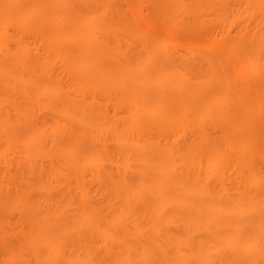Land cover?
Returning a JSON list of instances; mask_svg holds the SVG:
<instances>
[{
  "label": "rangeland",
  "instance_id": "rangeland-1",
  "mask_svg": "<svg viewBox=\"0 0 264 264\" xmlns=\"http://www.w3.org/2000/svg\"><path fill=\"white\" fill-rule=\"evenodd\" d=\"M31 1L32 0H9V2H6V0H0V74L2 72L4 76L3 79L6 77V80H2L1 79L2 76L0 77V264H82V263L83 264H122V263L126 264L125 262H123L124 261L123 259H125L128 255H131L129 257L132 258L136 257L138 259L136 261L137 264H144L143 260L142 263L139 260H141L140 257L141 255L143 259L145 256H147L145 255V252L148 253L149 257L146 258L147 259L149 258L150 264L151 263L160 264L157 262L158 261L157 256H160L161 253L159 254V252H157V248L159 249V251L163 250L162 251L164 255L163 257H167L164 259H167L166 261L168 262V264H182L183 262H184L183 264H186L185 262L187 260L185 261V257H184L186 255L185 251L189 250L190 248L188 249L186 247L185 249L184 246L189 242L186 244H182L183 247H179L182 246L179 245L181 244L180 241L179 244L174 245V247L175 246L179 247L178 249L179 251L177 250L176 252L174 248L173 249L171 248L172 250H174V252H172L170 251L171 249L169 250L168 248L165 247V245H167L165 244V241L166 239H168L166 243H168L167 247H169L170 244L168 241L171 242L170 239L171 236L174 237V239L177 237V239L175 240H180L179 231H181L184 228L190 229L191 225L187 227L188 223L193 222L191 219L195 220L196 217L195 216L193 217V214L191 215L190 213L189 215H187L188 214L187 211L183 210L182 211L183 214L180 215V213L182 212H180L181 210L178 209L179 204L182 205L183 202L182 198L179 201L178 197H184L186 195L191 196V193L189 194L188 192H190V190L192 189L194 190L191 191L194 192L192 193L194 194L192 196L195 197V195H197L199 197L201 193L205 192L206 188H208L209 190L207 189L206 191H208L209 194L207 195H214L213 197H215L210 199L209 200L210 202L208 203H211L214 199L216 202L217 201L216 199L217 198L219 199V197L217 196L224 195L222 196L224 197L223 198L224 205L223 203L219 204L221 202L217 201L218 204L220 205L217 207V209H219L220 211L222 210L223 212L221 211L220 214L224 213L225 215L224 216L222 214L221 219H226L228 217V213L231 216L235 214L234 217L241 218L242 213L239 211H243V209L246 210V208L248 210L243 211V213L245 212L243 216H245L246 218L250 217V215L254 214V212L255 213L257 211L264 212L263 210L264 209V203H263L264 202V1L263 0H254V2L257 1V3L251 1L249 4L254 3L255 6L250 5L252 7L254 6V8L247 7L245 0H220V2L223 1L222 3L220 2L218 3L219 0H214V2L213 0L211 1L209 0L210 3L207 1L208 3L206 2L202 8L200 7L202 9V10L200 9V11L199 9L196 10L192 9L191 11L188 9L185 12L186 14H184V12L182 14H179L180 12H175V13L169 12V14L171 13L170 15L167 14L168 12L164 14L160 13L159 8H156L155 6H151L152 4L149 3V0H105L103 6L104 9L101 10L100 14L98 15L91 14L88 7L87 8L85 6L81 7L82 4L79 7L80 2L79 1H78L79 3L76 2L77 0H61L62 3L61 2L59 3L61 5H64L63 7L65 8L66 6L67 8L69 7L68 8L70 10L69 12L74 11L75 13L73 12V14L76 15L75 17L79 15L80 18L77 17L76 18L77 21L75 20L76 22H78L81 19V21L77 23L79 25L81 23L80 27L82 28H79V31L81 29L84 31L86 30V32L87 31L90 32V34H92L95 37L93 38L94 44H96V46L101 45L100 47H104L102 48V50L105 49L104 54L106 50L108 51V53H112L111 56L108 55L107 53L108 59L106 58L107 55L102 56V58L104 57V59L106 60L104 62L101 61L103 64H100L102 65L100 66L101 68H103L104 65H108L107 66V71L109 72L108 76L111 75L112 77L113 75V77L118 76L117 78H119L120 75L123 73L122 69L125 72L129 68L128 65H130V69H131V67L133 68L134 64L135 66L137 64L136 66L137 68L135 67L137 69L136 70L137 74L136 73L133 74H136L138 78L139 77L144 78V83H145V84L144 83L141 84L139 81L138 85L146 86L147 88L150 86L149 87L150 89L152 85L153 88L156 87L158 89L159 88L162 89L164 85L170 84L169 86L167 85L170 88H166V92L168 93V95L169 94L174 95L175 93L179 94L182 91L187 92L184 90L185 88L188 89L187 87L189 88H193L194 86L196 87V84H198V78L196 74H199L200 76H204V75L211 76V74H213L212 67L214 66L215 68L216 66L219 67L220 69L216 68L217 71L213 69L214 72H216L214 73V75L216 74L215 78L218 77L220 82L223 83L222 84L223 88L221 89L226 88V91H228V94L230 92L231 93L230 96L232 95V97H229V95L226 94L225 90H223L225 93L222 91L223 93L221 92V94L223 95V97L227 95L226 100L227 98L230 101L236 99L237 102L233 103L231 101V103L234 104L235 108L237 107V105L238 106L240 105V107H244L242 106V104H245L246 108L245 107L243 109L241 108L242 112L240 111V114L242 113L241 114L242 116L245 114L246 115L245 119L251 120L250 123L252 125L251 128L255 126L251 133H243L249 127L246 126L247 127L246 128L245 123H243L244 120L243 121L238 120V118H241V116L238 114L240 116L239 117L238 115L235 114V117L238 116L237 119L235 118L234 120H232V122H227L229 125L226 126L227 127L226 130H224L223 132L221 131V134L218 133V131L221 128L224 129L223 127L227 125L225 123L223 127L221 125L218 126L219 128L221 126V128L216 129V131L214 132L215 134L213 133L212 128L211 129L209 128L210 131L207 128V130H205V132L202 134V135L204 134L206 135L205 139L207 138L206 139L207 142L208 143L211 142L212 145L215 144L213 146L220 147L224 145L222 146V148L225 149L226 154L220 155V153H218L220 155L219 160L217 158L215 159V157L219 156L217 153H216L217 156L214 155L212 157H209V153L203 152L201 148H199L200 151H192V147L194 148L198 143V136L200 132L203 131L201 129L203 128L205 129L206 127L205 124L208 123L209 119L207 118L206 122H204L205 121L204 118H206V114L207 113L209 114V112L205 113L203 110V112L205 113L204 115L201 112L202 110L199 109L200 111L198 110V112L199 114L200 113L203 114L202 115L203 117L198 115V113H196V115H198L196 119L198 120L199 118V122H200L199 127L202 125L201 129H197L198 122L194 120H193L194 121L193 125L196 124L197 128L193 126L192 127L187 126L188 128L184 129L187 121L184 122L185 120L184 121L181 120L182 122L185 123V124L184 123L181 124L184 130L179 129L178 126L177 127L178 129L176 130L177 133L175 132V136L173 134L175 130L173 129L171 133H170L171 129H169L168 132L169 134L168 133L166 134V136L168 135L167 137H165V134L163 133L160 136L156 135L159 134L157 132L156 133L154 132L155 133L154 135V133H152L153 131L152 132L148 131L147 128L148 121L145 122L146 120H144L145 115L143 114L144 113L143 109L146 107L148 108L149 106V105L145 106L146 104H148L146 103L147 100H145L146 104H143L144 100H140L143 101L142 102V104L144 105L143 108L140 107L143 106L141 103L140 105L139 103L136 104L133 103V105H135L137 109L134 110L132 109L133 106L131 107L127 106L128 103L126 100L124 101L122 99L121 91L119 90L120 92H118L116 88L115 90L109 88H105L101 90L99 86L91 85L89 87L88 86L85 87L81 85L80 79L86 77L89 71L87 73L85 69L84 70H76L77 68L75 69L74 67L75 64L73 65V61L74 63H76V61L78 62L80 57H74L73 54H69V55L59 54L56 51L57 47H55L54 45L64 44L66 43L67 40L64 39L63 37H62L63 39L61 37L54 39L50 38L48 34L53 29L51 24L46 23V24H36L35 26H31L32 23H35L37 21V18L39 17L38 15L36 18L33 17L30 19L23 18V15H19L18 17H16L15 21L13 22L9 21L7 13L13 10H21L23 8L22 6L30 3ZM260 1L263 2L261 7L257 5L259 4ZM184 2L188 3V0H184ZM7 3L8 5L6 6ZM75 3H78L77 5L78 7H74L76 5ZM44 6L46 5L44 4ZM166 6H168L167 8H170L169 5H164L162 6V9L165 8ZM52 8L53 7H51L50 5L49 9H51V11ZM55 9L58 8L56 7ZM22 12L24 13L25 10L23 9ZM67 12L65 13V15L67 14L68 19L66 17L65 18L61 17L62 19L59 18L60 19L58 23L59 25L57 24V26L54 27L57 31L59 30V32L61 33L68 32L69 30H71V28H75L73 27V21L71 20L72 18L75 17H73L74 15L70 17L69 12L68 13ZM52 13L49 10V16ZM57 13L55 12L52 15L55 14L57 15ZM68 14L70 18L68 17ZM87 17H90V19L95 23L91 21V23L89 22L90 24L89 23L85 24L86 22L84 21V19L86 20ZM61 20L64 21L62 22ZM98 20L99 22L101 20L104 23L102 24L103 27L101 28L102 30L100 32H99L100 30L99 27H97L96 29L94 28L96 27L95 24H97ZM60 22L62 23L61 25ZM70 22L72 23V25ZM92 25L93 27H91ZM24 27H27V29H25ZM76 28L78 29V27ZM73 33L74 34L70 33L72 38H74V35L76 34L75 32ZM98 33H101V35L99 34L100 37L98 36ZM159 39L161 43L159 42ZM73 41L76 42V40ZM67 42L69 43V41ZM157 42L159 44V45L157 44L159 47L155 45ZM148 44L149 46L154 44V48H158V49L160 48V51L165 50L166 54H168L167 56L166 55L165 56L167 58L169 56L168 62H171L172 64L175 63L174 66H176V64L178 65L177 68L173 67V69L176 68V71H174L173 69H171L172 70L171 71L169 69L170 72L167 71L168 75L164 72V74H166L168 77L164 74H161V76L163 75L162 76L163 78L161 76H159L158 78V76L155 73L156 72L155 68L152 69L153 71L148 68L146 69V71H144V73L142 72L141 75L140 68L138 66H141L139 62L140 60L142 61L141 59V55L143 53L142 51L148 46ZM136 56L137 58L139 57V59L136 60ZM112 58L113 60L111 61ZM165 60L167 61V59ZM125 63H127V65H125ZM119 64H121L122 66L121 65L119 66ZM172 64L170 65L168 64L169 67H171ZM112 71L115 74H113ZM173 71L175 73L179 72L180 74L179 77L184 75V77L182 76V80L177 76V74L175 76L177 78H174L175 74ZM218 71L220 73H218ZM118 72L120 73L117 74ZM190 72L191 74L188 75L187 73ZM192 72L194 75H196V77L193 76ZM185 74L187 75V78ZM200 76L199 78L202 80ZM93 77H96V79L99 78L100 83L102 80L101 78H103L102 76L101 78L98 76H92V78ZM223 77L224 78L227 77L228 80L226 79L227 80L226 81ZM153 78L154 80L151 81ZM205 78L206 77H204V80H207ZM215 78L212 77L213 80H215ZM96 79L94 78L93 80L99 82V80ZM176 79L177 81L179 79V81L177 82ZM147 81H149L151 85ZM141 82H143V79H141ZM210 82L212 83V81H209V83L207 81V83L206 82L205 83L206 85H211ZM216 82H217L216 84L212 83L210 87L207 86L208 89L207 90L205 89V91H203L204 89L200 90V84H199L198 85L199 90L204 92V93L202 92L200 95L204 96L205 94L206 96H204V98L206 97L208 98V100L210 97L212 99L218 98V97L216 98L213 97L215 95L213 93L216 92L215 90L219 87L218 85L221 84L220 82H219L220 84H218V80ZM225 82H228L227 83L228 86L229 85L232 86V84L237 86L236 89L238 90L236 91L234 86L228 87L225 84ZM176 83L178 84L176 85ZM188 84L190 86H188ZM136 88L138 89V87ZM140 88L146 90L144 87L140 86L139 89ZM171 88H173V90L175 91H173ZM202 88L203 87L201 85V89ZM139 89L137 91L141 92V90ZM221 89H217V91L219 90L221 91ZM199 90L197 91V93H199ZM142 92L144 93V91ZM190 92H192L191 95L193 96L194 91H190ZM245 92L247 93V95ZM119 93H121V95ZM216 93L217 96L220 94V92H216ZM234 93L235 94L237 93L236 95L238 96L234 95ZM194 95L196 96L195 92ZM233 95L236 97H234ZM189 96H187L185 100L181 101L182 104L179 101L180 104L183 105L184 102L185 104H187L186 102L187 101L189 102L190 100L191 103L192 102L195 103L196 100L194 101V99H191L195 96L190 97L188 100ZM198 97L200 96H198L197 94L196 98L199 99ZM139 99L137 98V100ZM201 99H199L200 101L198 100V102L201 103L202 102ZM214 99L212 101H208L210 102V104L208 103L210 107L211 104L212 107L213 105H216L215 107H218L219 105L220 107H222L221 103L220 104L218 103L219 105L216 102H215L216 104H213L215 101ZM238 99H240L244 103ZM205 100L203 99V101ZM198 102L195 103L197 106L199 105ZM62 105L65 106V111H62L63 113L60 112V109H62L61 107H63ZM84 108L87 109L85 110ZM129 108L131 110H128ZM203 108H206L205 109L206 111L208 107L204 106ZM154 109L156 108H153V110ZM185 109H187L186 106ZM185 109H183L182 112H184ZM189 109L191 110V108ZM189 109L185 110V112L188 111L187 113L190 112L192 113V111H189ZM210 109H208L207 111H209ZM139 110L142 112L141 115H144V117L142 116L143 118L142 120L144 122L136 121V123L133 126H131L132 125L131 124L130 127L128 122L130 123L131 121L132 123V120L130 119L131 115L134 112L138 111L136 113L137 116V114L141 113ZM79 112H81V114ZM83 112L85 118H83L82 116ZM77 114L81 115L83 120L88 118L89 119L93 118L94 121L97 120V123L100 122V121L98 122V119L99 120L102 119L101 124L104 123L102 125L100 124L102 132L98 130V132L96 131L95 133L94 130L96 129L93 128L94 130L92 131H94V133L92 132L90 133L77 126L76 123L74 122V119L72 118L78 116ZM81 116L80 119H77L78 118L77 117L76 120L80 121ZM190 116L192 118L193 114ZM138 118L140 119L141 117H139L138 115L137 119ZM236 120L238 122H235ZM159 121L160 118L158 122ZM237 128L238 129L241 128L239 129L240 133L238 132ZM251 128H249V131H251ZM242 129L243 131H241ZM128 131L129 134L130 133L132 134V138H134L133 139L134 142H136V144L132 143V145L138 144V147H140L139 145L141 146L145 145L144 147L145 149L142 148L144 149L143 152L142 149L140 148H138L139 150L135 149L136 151H134L131 148L134 151V153H130L128 150L126 154L125 152L120 153V150H117V148H115V146L119 147V145L118 146L115 145L116 140L112 138L119 137L120 140L122 137L127 139V136L131 138V136L128 134ZM159 132L161 133V131ZM100 133L103 136L99 135ZM235 133L238 135H235ZM115 134L118 135L115 136ZM96 136L100 139H97ZM95 138L98 141H96ZM166 138L167 139L169 138L170 141L169 140L167 141ZM128 139L127 141H129ZM127 141L125 140V142ZM119 142H122L123 144L124 139ZM129 142H127L126 145ZM151 142L153 143V145ZM70 143L71 144L75 143L76 145L74 147H71L69 146ZM119 144L121 145V143ZM147 144L151 145V147H153V149L156 150L158 153H163V152L165 153L164 150L168 148V146L175 145V150L177 151H174V148H172L173 150L171 148L168 149L170 151H173V153L176 152L177 154L176 157L179 158L177 160L174 159L173 161H180V162L178 163L174 162L176 163V166H174V164L172 165L173 162H171L172 161L171 158L173 159L176 154L171 153L170 155V152H168L169 154L166 159L167 161L170 160L171 162V163L169 162V166H168L170 172L166 168L168 164L167 161L164 164L163 163L164 160H160L158 161V164L159 162H161L162 164H164L163 166L164 169H167L166 171L163 170V175L165 179L166 177L168 178L172 176L177 177L180 175L182 180L167 179L168 181L167 180L165 181L162 178H161L162 180H159L160 176H158L159 179L152 180L153 178H155L154 177L155 174L152 173L153 171L151 172L150 171L151 169L149 168H147L149 169L147 170V172L149 171L151 174L149 172L147 174L146 172L144 178H150V176L152 175L153 178L151 177L152 179H149V182L148 180H143V181L141 179L139 180L138 174L140 173L138 172L143 171L142 169H144V171L142 172V174H144L146 170L145 167H148L147 164L148 163L151 164L153 160V156H152L153 154L151 156L150 154L145 155L147 150L146 149ZM122 146L123 145H121V147ZM229 146L233 148L235 153ZM234 146L236 149H234ZM246 146L251 148L253 152L251 153L246 151L247 149L245 148ZM124 147H122L123 150ZM237 149L241 151L239 152ZM140 150L142 153L140 152ZM190 151L192 153H190ZM148 152L149 151H147V153ZM247 152L249 154H246ZM251 154L254 155L252 156ZM131 155H133V157ZM143 155H145L146 157ZM222 156L224 157L223 159H221ZM83 157L86 158L87 160L84 159ZM133 158L135 159V161ZM237 158H240L241 160L242 159L246 160L247 163L243 162V160H242L243 163H240L241 160L239 161ZM234 159H235V164H234ZM250 160L251 163L248 164ZM154 161L157 163L156 159ZM210 161L212 164L210 163ZM186 162L187 164H189L188 166L185 165ZM223 162L224 165H226L227 167H224V165L222 164ZM236 162H239L240 164V165L238 164L239 167H244V168H240V170H238L239 167ZM253 162H255V164ZM220 165L221 168L223 165L224 167L223 170L220 169ZM159 166L162 167L161 164H159ZM135 170L136 173L133 172ZM154 170L157 171V169L155 168ZM160 170L162 169L160 168ZM164 172H166L167 174ZM156 173L158 175V172ZM188 173L191 174L190 177L195 174L194 175L195 177L192 176L191 177L192 180H186V178L190 179V177H188L189 176ZM184 174L185 175L188 174V176L185 177ZM248 174L250 175V178L252 180L247 176ZM146 175H149V177H147ZM129 176H131V178ZM196 176L197 177L200 176V179L202 178V180H194V178L197 179ZM208 176L211 177L210 180H207ZM203 178H206V180H203ZM178 179L180 178L178 177ZM248 180H250V183L251 181L253 182L256 181L255 184H253V182L250 184L251 189L248 187V183H247L249 182ZM172 182L174 188L173 186H171ZM154 183L157 185V187ZM158 183L159 184L161 183L163 185V191L162 188L161 190H159L160 191L159 196L161 197V200L163 198L162 196L165 197L163 198L162 201L161 200H159V202L157 201L158 202L157 205L160 203L161 205L159 204V207L163 206V208L164 207L167 208L164 209L167 211L169 209L168 211L169 213L165 215L171 216L168 217L169 219L168 221H166V218L164 220L168 224V226H165L167 229H165L164 226L161 225L162 223L154 222L155 220L153 221L152 219L150 220V218L152 217H150L151 214L149 215L148 212L150 209H153L152 205L154 202H152L153 199L152 197L155 196L156 194H159L158 191H156L159 189ZM202 184H204V186ZM200 190H202V192H199ZM196 191L197 193L195 194ZM133 193L135 194L134 196ZM167 194H169V196ZM260 194L263 196V198L262 196H260ZM171 195H173L176 199ZM259 196L261 198L262 204L260 200L254 201L255 197L257 198ZM157 197L156 199H159ZM225 197L226 200L227 199L229 201L231 200L234 204L231 201L230 202L228 200L225 201ZM195 199L197 198L195 197ZM150 203H152L151 204L152 207H150ZM171 203L173 204L175 203V204L174 205L172 204L170 206ZM185 203L186 202H183V206H185ZM165 204L168 207H166ZM147 205L150 209L146 207ZM207 205L209 204H206V206ZM221 205H223L224 209L221 207ZM252 205H255L257 208H255ZM143 206L146 208L144 211H143L144 208ZM210 206H213V208L216 209L214 207V204ZM210 206L208 207V209H210ZM86 208L90 209L91 211L88 212ZM171 208L173 209L176 208L175 209L176 211ZM225 208H226V212H224ZM249 208H251L252 210H250ZM155 209H158V206ZM249 210L253 212L251 213ZM156 211H158L157 213H159V209ZM208 211H206V213H208ZM210 211H212V213L215 214L213 210L210 209ZM161 212L164 211L161 210L160 213ZM219 212L217 211V214ZM173 213H175L176 216ZM236 213L239 216H236ZM146 214H148V216H146ZM246 214H248V216H246ZM177 216L181 219L177 218ZM187 216L190 217V221L188 219L189 217ZM100 217H103L104 219L103 218L101 219ZM98 218H100L101 221ZM176 218L179 219L181 222ZM174 219L176 221H173ZM103 220L105 224L107 222V224L109 225L110 223V225L105 226V224H102ZM97 223L100 228V231L97 226ZM159 223L161 226L158 225ZM148 226L149 227L151 226L152 228L150 227L149 229ZM156 226L160 228L158 229V227L156 228ZM192 228L193 227H191V229ZM187 229H185V231L182 230L184 231V234L182 235L180 234L181 240L185 239L183 236L187 234L185 233ZM188 231L190 232V230ZM97 233L99 234V236L101 233H103L101 234V236L103 237L104 240L101 239L102 237H99ZM133 233H135V237L133 236L134 235ZM158 233L160 234L158 235ZM129 236H132L133 240H131ZM169 236L170 238H166ZM47 237H49L48 242H50V244L52 241V245L44 241L47 240ZM188 237L190 238L189 235ZM211 237L205 239V243L208 249L209 250L211 249V251H213L216 248L218 250L217 251L218 254L221 252V255L225 252V254H223V258L225 256L226 261L228 259L227 264L229 263L237 264L235 261L227 257L230 254L229 252L231 251L228 250L227 245L232 242H230L231 239L230 240H226V239H229L231 236H229V238L227 237L225 238V236L224 238L221 237L223 241L225 239L226 244L224 242H219V240H217L220 238V236H218L219 238H217L215 241L211 240L214 238V236L213 238ZM236 238H233L232 240L234 241V239ZM114 240L116 243L114 242ZM236 241L237 240H235V242ZM45 242L46 244L48 243L49 245L48 244L46 245ZM246 244H244V247L246 246ZM250 244L248 243V245ZM124 245H126V247ZM224 245H226L227 248ZM189 246H191L190 243ZM141 247L143 249L148 247L147 249H145L146 251L144 250L145 251L144 255L141 254L140 252L142 249ZM194 248L192 247L191 250H193ZM125 249H129V250L131 249V251ZM122 250H124V252ZM193 251H195V249ZM197 253H199L200 256V252ZM197 253H196V257H199L197 256L198 255ZM177 254H181L180 258L179 255ZM214 254L215 257H217L216 252H214ZM114 255H116V257ZM113 256L115 257L114 259ZM194 256L192 255V257ZM128 258L126 260H128ZM132 258H130L128 260L129 262L127 261V263L131 264ZM188 258L191 259L190 257ZM116 259H119L121 262L119 260L117 261ZM181 259H183V261ZM221 260H222L221 262L219 260V264L222 263L224 259ZM138 261L140 263H138ZM154 261L156 262L154 263ZM136 262L134 261V263ZM208 262L211 264L210 261ZM206 264H208L207 261ZM224 264H226L225 261Z\"/></svg>",
  "mask_w": 264,
  "mask_h": 264
},
{
  "label": "bare ground",
  "instance_id": "bare-ground-1",
  "mask_svg": "<svg viewBox=\"0 0 264 264\" xmlns=\"http://www.w3.org/2000/svg\"><path fill=\"white\" fill-rule=\"evenodd\" d=\"M80 3H79V2ZM104 1L105 0H77L76 2H78L79 3V7H80V5H81V7L82 6H85L86 8L88 7V9H89V11L91 12V14H94V15H98V14H100V12H101V10H103L104 9ZM209 2V0H188V3H185L184 2V0L182 1V0H151V2H150V0H149V3L150 4H152L151 6H155L156 8H159V12L160 13H162V14H164V13H167L168 15H170L169 14V12H180L179 14H182L183 12H184V14H186L185 12L189 9L190 11L192 10V9H199V11H200V9L204 6V4L206 3V2ZM211 1V0H210ZM251 1H253L254 2V0H245V3H246V5H247V7H250V8H254V3H257V1H255L254 3H252V4H249ZM264 1V0H263ZM6 2H9V0H6ZM62 3V1L61 0H32L30 3H28V4H25L24 6H22L23 8L21 9V10H13V11H10L9 13H7V16H8V19H9V21L10 22H13V21H15L16 20V17H18L19 15H23V18H27V19H30V18H33V17H37V15L39 16L38 18H37V21L35 22V23H32L31 24V26H35L36 24H46V23H49V24H51L52 25V27H53V29H52V31L51 32H49V34H48V36L50 37V38H52V39H54V38H59V37H63L64 39H66L67 41H69V43L66 41V43H64V44H59V45H54L55 47H57L56 48V51L59 53V54H67V55H69V54H73V56L74 57H80V59L78 60V62L76 61V63H74V61H73V65H74V67H75V69L76 70H86L87 71V73H88V71H89V73L86 75V77H84V78H82V79H80V83H81V85H83V86H91V85H93V86H99V88L102 90V89H105V88H109V89H114L115 90V88L118 90V92H120L121 91V93H122V99L125 101H127V103H128V105L127 106H133V108L132 109H136V106L135 105H133V103H139V105H140V103L142 104V102L143 101H140V100H144V103L143 104H146V103H148V104H146L145 106H148V108L146 109V108H144V109H146V110H144L143 109V114L145 115V117H144V115H141L142 114V112L141 113H139V114H137V116L139 115V117H141L140 119L138 118L137 119V116H136V113L138 112H134L132 115H131V117H130V119L132 120V123H131V121H130V123L128 122V124H129V126L131 125V126H133L135 123H136V121H138V122H144L142 119V116L144 117V120H146L145 122H147L148 123V131H150V132H152V133H159V134H156V135H162V133L163 134H165V137H167L166 136V134L169 132V129H171L170 130V133L172 132V129L173 130H175L174 132H173V134H174V136H175V132H176V130L179 128V129H181V130H184V129H186V128H188L189 126L190 127H195V128H197V125L195 124V125H193V123H194V121H196V122H198V128L197 129H201V127H202V125L199 127V118H198V120L196 119L197 118V116L198 115H200V116H202L203 114L205 115V113L206 112H209V114L207 113L206 114V118H204L205 119V121H204V119H203V121L204 122H206V120H207V118L209 119L208 120V123L207 124H205V129L203 128V129H201V130H203V131H199L200 132V134H199V136H198V143L196 144V146L193 148L192 147V151H200V149L199 148H201V150L203 151V152H208L209 153V157H212V156H214V155H216V153L218 154V153H220V155H225L226 153V151H225V149H223L222 148V146H224V145H222V146H213V145H215V144H213L212 145V143L211 142H207V138L205 139V137H206V135L204 134V135H202L204 132H205V130H207V128H208V130L210 131V129L212 128L213 129V133L216 131V129H218L219 127V125H221L222 127L225 125V124H227V125H225L223 128L224 129H222L221 128V126H220V132L218 131V133H220L221 134V131L223 132L224 130H226V126H228L229 124L227 123V122H232V120H234L235 118L237 119V117L240 115L241 116V118H238V120L240 121H246V122H244L243 121V123H245V127L247 126V127H249V128H251L252 127V125L250 124L251 123V120H248V119H245L246 117V115L244 114V112H243V116L240 114V111L242 112V109L245 107V104H242V106H244V107H240V105L238 106L237 104H235V105H237V107L235 108L234 107V104H232L231 103V101L227 98V100H229V101H227L226 100V94H228V91H226V88L225 89H221V88H223L222 86V82H220V80L218 79V77H216L215 78V76H216V74L214 75V73H216V72H214V70L213 69H215V71H217V69L216 68H219V67H217L216 66V68H215V66L214 67H212L213 69H212V73L213 74H211V76H200L199 74H196L197 75V78H198V84H196V89L193 87V88H189V87H187L188 89H186L185 87V91H187V92H180L179 94H177V93H175L174 95H168V93L166 92V88H170V87H168L170 84H167V85H164V87H162V89H158V88H153L152 87V85H151V83L149 82V81H147V82H149L150 83V85H151V89L149 88V90H148V88L146 87V86H142V85H138L139 84V81H140V83L141 84H143L144 83V78H138L137 76H136V74H137V72H136V66H137V64H136V66H135V64L133 65V63H132V65H133V68L131 67V69H130V65H128L129 66V68L124 72V70L122 69V76L120 75V77L119 78H117V77H113V75H112V77H111V75H109L108 76V71H107V66L108 65H104L103 66V68H101L100 66H102V65H100V64H103L101 61H105L106 59H104V57L102 58V56H106L107 55V53H108V51L106 50V52H105V54H104V51H105V49H103L102 50V48H104V47H100V46H96V44H94V39L93 38H95L92 34H90V32H86V30L84 31V30H81L80 29V31H79V28H82V27H80V25H81V23H80V25L79 24H77L78 22H80L81 21V19H80V21H78V22H76L77 20H76V18L77 17H79V15H77V17H75L76 15H74L73 14V12L74 11H71V12H69L70 10L67 8V6H66V8L65 7H63L64 5H61V4H59V3ZM64 2H66V1H64ZM207 2V3H208ZM213 2H214V0H213ZM220 2V0L218 1V3ZM223 1H221L220 3H222ZM248 2V3H247ZM78 3H75L76 5L74 6V7H78L77 5H78ZM167 3V4H166ZM210 3V2H209ZM44 4L46 5V6H44ZM59 4V5H58ZM63 4H65V3H63ZM67 4V3H66ZM249 4V5H248ZM260 4V5H259ZM259 4H257L258 6H262V4H263V2L262 1H260L259 2ZM8 5V3L6 4V6ZM50 5H51V7H53L52 8V11H51V9H49L50 8ZM60 5H61V7H60ZM164 5H169V7L170 8H167L168 6H166L165 8H163L162 9V6H164ZM207 5V4H206ZM245 5V4H244ZM245 5V6H246ZM250 5H254L253 7L252 6H250ZM44 6V7H43ZM59 6V7H58ZM70 6V5H69ZM47 7V8H46ZM49 7V8H48ZM58 8V9H55V8ZM72 7V6H71ZM201 7V8H200ZM210 8V7H209ZM255 8H257V7H255ZM25 10V12L23 13L22 12V10ZM48 9V10H47ZM68 9V10H67ZM47 10V11H46ZM49 10H50V12L52 13V12H59V13H57V15L55 14V15H52V14H54V13H52V14H50V16H49ZM202 10V9H201ZM69 12V14H70V17H72V15H74L73 17H75V18H72L71 20L73 21V27H78V29L76 28H71V30H69L68 32H65V33H61V32H59V30L57 31L54 27H56L57 26V24L59 23V20L60 19H62L61 17H66L67 18V14L65 15V13L66 12ZM67 12V13H68ZM75 13V12H74ZM189 13V12H188ZM187 13V14H188ZM190 13H192V12H190ZM198 13V12H197ZM65 16H64V15ZM69 14H68V17H69ZM195 14H196V12H195ZM60 15H62V16H60ZM51 16H53V17H51ZM60 16V17H59ZM69 17V18H70ZM82 17V16H81ZM34 18V19H35ZM60 18V19H59ZM80 18V17H79ZM79 18H78V20H79ZM83 18V17H82ZM68 19V18H67ZM74 19V20H73ZM87 19H89V20H87ZM87 21L84 19V21L86 22L85 24H87V23H91V19H90V17H87ZM58 20V21H57ZM76 20V21H75ZM83 20V19H82ZM50 21V22H49ZM62 21V20H61ZM64 21V20H63ZM62 21V22H63ZM71 21V22H72ZM74 21H75V23H74ZM70 22V23H71ZM83 22V21H82ZM92 22H94V21H92ZM89 23V24H90ZM95 23V22H94ZM62 23L60 22V25H61ZM76 24H77V26H76ZM84 24V23H83ZM102 24H104L103 23V21H101L100 20V22H99V20H98V22H97V24H95L96 25V27H94L95 29L97 28V27H99V32L102 30L101 28L103 27V25ZM59 25V24H58ZM71 25H72V23H71ZM79 25V26H78ZM30 26V27H31ZM91 27H93V25L91 26ZM25 29H27V27H24ZM90 28V27H89ZM78 30V31H77ZM76 31H77V33H76ZM83 31V32H82ZM73 32H75L76 34L74 35V38H72V36H71V34L70 33H72V34H74ZM84 33H87V34H84ZM89 33V34H88ZM101 35V33H98V36L100 37V35ZM62 38V39H63ZM73 40H76V42L75 41H73ZM164 40V39H163ZM71 41H73V42H71ZM75 42V43H74ZM101 42V41H100ZM147 42V41H146ZM159 42L161 43V41H160V39H159ZM72 43V44H71ZM162 43H163V41H162ZM56 44V43H55ZM71 44V45H70ZM158 44V42L155 44L156 46H158L157 45ZM72 45H74V46H72ZM99 45V44H98ZM148 46H149V44H148ZM146 47L145 49H143V53H142V55H141V59H142V61L140 60V62H139V64L141 65V66H138L139 68H140V72H141V75H142V72L144 73V71H146V69H153V68H155V73H156V75L158 76V78H159V76H161V74H164V72L167 74V71H169V69L171 70V69H173V67H176L177 68V64H176V66H174V64H172L171 62H168L169 61V56H168V58L166 57L168 54H166V52H165V50H163V51H160V48L158 49V48H154V44H152V45H150L149 47ZM153 46V47H152ZM159 47V46H158ZM162 52V53H161ZM255 52V51H254ZM163 53H165V54H163ZM256 53V52H255ZM111 54L112 53H108V55H110L111 56ZM140 54V53H139ZM108 55H107V59H108ZM166 55V56H165ZM111 58V57H110ZM102 59V60H101ZM137 59H139V57L137 58V56H136V60ZM165 59H167V61L165 60ZM113 60V58L111 59V61ZM165 60V61H164ZM110 61V60H109ZM138 62V61H137ZM136 62V63H137ZM166 62V63H165ZM135 63V62H134ZM165 65H164V64ZM170 64H172V66L171 67H169V65ZM115 64V63H114ZM114 64H113V66H114ZM121 64H124V63H121ZM121 64H119V66L121 65ZM117 65V64H116ZM116 65H115V67H116ZM125 65H127V63H125ZM124 65V66H125ZM131 65V66H132ZM163 65V66H162ZM106 66V67H105ZM112 66V67H113ZM122 66V65H121ZM127 66V67H128ZM165 66H167V67H165ZM80 67V68H79ZM105 67V68H104ZM109 67H110V65H109ZM111 67V68H112ZM126 67V68H127ZM136 67V68H135ZM87 68V69H86ZM118 68V67H117ZM116 68V69H117ZM122 68V67H121ZM176 68H174L173 70L174 71H176ZM110 69V68H109ZM108 69V70H109ZM220 69V68H219ZM112 70V69H111ZM110 70V71H111ZM128 70H130V71H128ZM120 71V70H119ZM153 71V70H152ZM172 71V70H171ZM173 71V72H174ZM95 72V73H94ZM113 72V71H112ZM116 72V71H115ZM170 72V71H169ZM168 72V73H169ZM187 72H189V71H187ZM199 72V71H198ZM120 72H118L117 74H119ZM130 73H132V74H130ZM133 73H136V74H133ZM172 73V72H171ZM218 73H220L219 71H218ZM97 74V75H96ZM101 74V75H100ZM103 74V75H102ZM113 74H115L114 72H113ZM140 74V73H139ZM152 74V73H151ZM166 74H164V75H166ZM173 74V73H172ZM174 78H177V77H175L176 76V74H177V76L179 77L180 76V74H179V72L178 73H175L174 72ZM184 74V73H183ZM188 75H190L191 74V72L190 73H187ZM192 74H193V72H192ZM154 75V74H153ZM155 75V76H156ZM168 75V74H167ZM166 75V76H167ZM186 75V74H185ZM196 75H194L193 74V76H195L196 77ZM202 78V80L199 78V76ZM2 76V80H6V77L3 79V74H2V72H1V74H0V77ZM92 76H98V77H100L101 78V76L103 77V78H101L102 80H101V83H100V80H99V78H97L98 80H99V82H97V81H94L93 79L95 78L96 79V77H93L92 78ZM146 76V75H145ZM163 76V75H162ZM161 76V77H162ZM183 77H184V75H182ZM182 76L181 77H179L181 80H182ZM153 77V76H152ZM151 77V78H152ZM168 77V76H167ZM171 77V76H170ZM204 77H206L205 79H207V80H204ZM209 77V78H208ZM212 77L213 78H215V80L217 79L218 80V84H220V85H216L218 88L217 89H221V91L219 90V91H217V89L215 90L216 92H220V94H221V92L223 91V90H225V92H226V94H224V95H226L225 97H223V95H222V97H221V95H220V97H219V95L217 96V93L216 92H214L213 94H215L213 97H218V98H216V99H214L215 101H214V103L213 104H220L221 103V105H222V107H220V105L218 106V107H215L216 105H213V107H212V104H211V107H210V102H208V101H212L213 99L210 97L209 98V100H208V98H204V96H206L205 94H204V96L203 95H200L203 91H205V89L207 90L208 88H207V86H211L212 85V83L213 84H216L217 82V80L215 81V80H213L212 79ZM110 78V79H109ZM114 78V79H113ZM123 80H122V79ZM155 78H157V77H155ZM163 78V77H162ZM161 78V79H162ZM186 78H187V75H186ZM191 78V77H190ZM196 78V79H197ZM210 78H211V80H210ZM224 78V77H223ZM96 79V80H97ZM108 79V80H107ZM120 79V80H119ZM139 79V80H138ZM141 79H143V82H141ZM160 79V80H161ZM165 79V78H164ZM185 79V78H184ZM189 79V78H188ZM193 79V78H192ZM200 79V80H199ZM225 80L227 79V77L226 78H224ZM138 80V81H137ZM150 80V79H149ZM154 80V78L151 80V81H153ZM166 80V79H165ZM168 80V79H167ZM224 80V81H225ZM228 80V79H227ZM226 80V81H227ZM232 80H233V77H232ZM232 80H231V82H232ZM123 81H124V83H123ZM126 81V82H125ZM136 81H137V83H136ZM162 81H164V80H162ZM161 81V82H162ZM176 81H177V79H176ZM178 81H179V79H178ZM177 81V82H178ZM186 81V80H185ZM192 81V80H191ZM207 81H208V83H209V81H212V83H211V85H206V83H207ZM3 82H5V81H3ZM146 82V83H147ZM157 82V81H156ZM160 82V81H159ZM158 82V83H159ZM184 82V81H183ZM187 82V81H186ZM185 82V83H186ZM206 82V83H205ZM220 82V83H219ZM230 82V83H231ZM153 83V82H152ZM181 83V82H180ZM188 83V82H187ZM186 83V84H187ZM192 83V82H191ZM194 83V82H193ZM196 83H197V80H196ZM203 83V84H202ZM227 83L228 82H225V84L227 85ZM241 83V82H240ZM239 83V84H240ZM145 84V83H144ZM148 84V83H147ZM178 83H176V85H177ZM200 84V90H203V91H200L199 90V85ZM237 84V83H236ZM137 85V86H136ZM149 85V84H148ZM147 85V86H148ZM154 85V84H153ZM158 85V84H157ZM162 85V84H161ZM201 85H202V89H201ZM144 87L146 90H144V89H142V88H140L139 89V87ZM155 86V85H154ZM183 86V85H182ZM188 86H190L189 84H188ZM228 86V85H227ZM226 86V87H227ZM232 86H234L235 87V90L237 91L238 89H236V87L237 86H235V85H233L232 84ZM232 86H228V87H232ZM136 87H138V89L139 90H141V92L142 91H144V93L142 92H138L137 90V88ZM172 87H174V86H172ZM205 87V88H204ZM213 87V86H212ZM241 87V86H240ZM243 87V86H242ZM175 88H177V87H175ZM174 88V89H175ZM96 89V88H95ZM98 89V88H97ZM99 89V90H100ZM156 89V90H155ZM172 90H173V88H171ZM180 89V88H179ZM196 91H195V90ZM213 89V88H212ZM120 90V91H119ZM148 90V91H147ZM154 90V91H153ZM194 91L195 92V94H196V96L194 95V92H193V96H195V97H193L191 94H192V92H190V91ZM199 90V93H197V91ZM211 90V89H210ZM229 90V89H228ZM242 90V89H241ZM244 90V89H243ZM137 91V92H136ZM151 91H153V92H151ZM173 91H175V90H173ZM239 91H240V89H239ZM238 91V92H239ZM189 92H190V94H189ZM224 92V91H223ZM222 92V93H223ZM224 92V93H225ZM234 92V91H233ZM232 92V93H233ZM121 93H119L120 95H121ZM171 93V92H170ZM182 93V94H181ZM204 93V92H203ZM241 93V92H240ZM246 93V92H245ZM138 94V95H137ZM142 94V95H141ZM187 94V95H186ZM191 95V96H189V95ZM197 94H198V96H200V97H198L199 99H201V96H202V99H201V103L200 102H198V100L199 99H197L196 97H197ZM230 92H229V97H232V95L230 96ZM237 94V93H236ZM235 93H234V95H236ZM242 94V93H241ZM182 95V96H181ZM184 95V96H183ZM185 95H186V97L187 96H189L188 97V100H189V98L190 97H193V98H191V99H194V101H195V103H197L198 102V104L200 105H196L195 103H191V100L188 102H186L187 104H185V102L183 103V105H181L182 104V102L181 101H183V100H185L186 99V97H185ZM233 95V96H234ZM246 95H247V93H246ZM124 96V97H123ZM129 96V97H128ZM139 96V97H138ZM236 96H238V95H236ZM236 96H234V97H236ZM240 96V95H239ZM141 97V98H140ZM183 97H184V99H183ZM125 98V99H124ZM130 98V99H129ZM137 98L139 99V100H137ZM143 98V99H142ZM129 99V100H128ZM182 99V100H181ZM203 99L205 100V101H203ZM211 99V100H210ZM233 99V98H232ZM122 100V101H123ZM135 102H134V101ZM145 100H147L146 101V103H145ZM235 100V101H234ZM232 102L234 103V102H237L236 101V99H234ZM238 100H240V99H238ZM130 101V102H129ZM181 102V104H180V102ZM200 101V100H199ZM241 101V100H240ZM205 102H207V103H205ZM216 102V103H215ZM241 102H243V101H241ZM246 102H247V100H246ZM123 103V102H122ZM130 103V104H129ZM179 103V104H178ZM189 103V104H188ZM209 103V104H208ZM240 103V102H239ZM244 103V102H243ZM142 104V105H143ZM152 106H151V105ZM185 104V105H184ZM190 104H192V105H190ZM204 104V105H203ZM126 105V104H125ZM196 105V106H195ZM63 106V105H62ZM157 106V107H156ZM183 106V107H182ZM185 106L187 107V109H189V108H191V110L189 109V111H192V113L190 112V113H187L188 111H186L185 112V110H187V109H185ZM192 106V107H191ZM194 106V107H193ZM208 107L207 108V110L208 109H210L209 111H205V109L206 108H203V107ZM135 107V108H134ZM140 107H144V105L143 106H140ZM150 107V108H149ZM195 107H197V108H195ZM199 107V108H198ZM201 107V108H200ZM62 109H60V112L61 113H63L62 111H65V106H63V107H61ZM153 108H156V109H154L153 110ZM194 108V109H193ZM238 108H239V110H238ZM242 108V109H241ZM246 108V107H245ZM85 109V108H84ZM83 109V110H84ZM87 109V108H86ZM85 109V110H86ZM152 109V110H151ZM183 109H185L184 110V112L186 113H184V112H182L183 111ZM202 110L201 112L203 113V114H199V112H198V110ZM234 109H237V110H234ZM84 110V111H85ZM128 110H131L130 108L128 109ZM137 110V109H136ZM142 110V109H141ZM199 110V111H200ZM203 110H204V112H203ZM195 111V112H194ZM236 111H237V113H236ZM82 112V111H81ZM81 112H79L80 114H81ZM131 112V111H130ZM179 113V114H178ZM184 113V114H183ZM196 113H198V115H196ZM91 114V113H90ZM95 114V113H94ZM181 114H183L184 115V117H183V115H181ZM193 114V116H192V118H191V116L190 115H192ZM235 114L236 115H238V116H236L235 117ZM78 115V114H77ZM179 115V116H178ZM182 117H181V116ZM186 115V116H185ZM189 115V116H188ZM250 115V114H249ZM76 116V115H75ZM80 116L81 115H78V116H76V117H72L73 119H74V122L76 123V125L77 126H79L80 128H82L83 130H85V131H87V132H92V133H94V131H95V133H96V131L98 132V130H102L101 129V125L102 124H104V123H102L101 124V120H99L98 119V122L99 123H97V120L96 121H94L93 120V118H91V119H84L83 120V118H85L84 117V112H83V118H82V116H81V120L79 121V120H76V118L77 119H80ZM87 116V115H86ZM135 116V117H134ZM199 116V117H200ZM239 116V117H240ZM248 116V115H247ZM257 116V115H256ZM133 117H134V119H133ZM182 119H181V118ZM203 117V116H202ZM201 117V118H202ZM205 117V116H204ZM136 118V119H135ZM157 118V119H156ZM159 118H160V121L158 122V120H159ZM247 118H249V117H247ZM251 118V117H250ZM189 119H192V120H189V122H188V120ZM252 119V118H251ZM77 122H76V121ZM157 120V121H156ZM181 120H185L184 122H186V124H188V125H186L184 122H182ZM194 120V121H193ZM224 122H223V121ZM104 121V120H103ZM102 121V122H103ZM218 121V122H217ZM223 123H222V122ZM253 121V120H252ZM105 122V121H104ZM179 122V123H178ZM221 122V123H220ZM234 122V121H233ZM235 122H238L237 120L235 121ZM182 123H184L185 124V127H184V129H183V126L181 125ZM189 123H190V125H189ZM216 123V124H215ZM225 123V124H224ZM101 124V125H100ZM214 124V125H213ZM218 124V125H217ZM234 124V123H233ZM254 124H255V122H254ZM106 125V124H105ZM145 125V124H144ZM147 125V124H146ZM243 125V124H242ZM130 126V127H131ZM174 126H175V128H174ZM179 126V127H178ZM188 126V127H187ZM216 126H217V128H216ZM244 126V125H243ZM104 127V126H103ZM130 127H128V128H130ZM149 127H150V129H149ZM178 127V128H177ZM181 127V128H180ZM238 127V126H237ZM245 127H244V130H245ZM246 127V128H247ZM255 126H253V128H254ZM90 128H91V130H90ZM93 128H95L96 130H94ZM210 128V129H209ZM242 128V127H241ZM241 128H239V129H241ZM249 128L248 129H246V131H244L243 133H251L252 132V130H253V128H251V131H249ZM239 129L237 128V130H238V132L240 133V131H239ZM90 130V131H89ZM92 130H94V131H92ZM105 130V129H104ZM147 130V129H146ZM155 130V131H154ZM256 130H258V129H256ZM99 131V132H100ZM159 131H161V133L159 132ZM163 131V132H162ZM233 131V130H232ZM241 131H243V129L241 130ZM249 131V132H248ZM102 132V131H101ZM234 132V131H233ZM232 132V133H233ZM237 132V131H236ZM237 132V133H238ZM104 133V132H103ZM115 133V132H114ZM117 133V132H116ZM155 133H154V135H155ZM177 133V132H176ZM218 133H216V134H218ZM228 133V132H227ZM242 133V134H243ZM128 134H129V131H128ZM169 134V133H168ZM197 134V135H198ZM215 134V133H214ZM226 134V133H225ZM99 135H101V136H103L101 133L99 134ZM118 135V134H117ZM116 134H115V136H117ZM130 136H131V138L129 137V136H127V139L130 141V139H131V144H130V142L129 141H127V139H125L124 137H122L121 138V140H120V138L119 137H117L118 139H119V141H122L123 139H124V143L122 144V142H119L118 141V139L117 138H112V139H114V140H116V143H115V145H119V147L121 148H119V147H116L115 146V148H117V150H120V153H123V152H128V150H129V152L130 153H134V151H136V150H139L138 148H140V149H142V148H144L145 147V145H139L140 147H138V144L137 145H135L136 144V142H134V138H132V134L130 133L129 134ZM233 135V134H232ZM235 135H238V134H236L235 133ZM98 136V135H97ZM96 136V138L97 139H100V138H98ZM115 136H113V137H115ZM126 136V135H125ZM201 136H203V137H201ZM201 137V138H200ZM225 137V136H224ZM228 137V136H227ZM95 138V140L96 141H98L97 139ZM167 139V138H166ZM165 139V140H166ZM196 139H197V137H196ZM125 140L127 141V142H129L127 145H126V143L127 142H125ZM132 140H133V142H132ZM169 140V138L167 139V141ZM110 141H113V140H110ZM170 141V140H169ZM121 143V145H123L122 147H124V150H123V148L121 147V145L119 144V143ZM150 142V141H149ZM132 143H135L134 145H132ZM148 143V142H147ZM152 143V142H151ZM165 143V142H164ZM167 143V142H166ZM195 143V142H194ZM211 143V144H210ZM239 143V142H238ZM169 144V143H168ZM241 144V143H240ZM76 144L74 143V144H69V146H71V147H74ZM130 145H132V146H130ZM149 144H147V147H146V153H145V155H149L150 154V156L152 155L153 156V160H152V163L151 164H147L148 165V167H145V166H143V167H145L146 168V170H145V172H144V174H142V172L144 171V169H142L143 171H140V172H138V173H140V174H138V178H139V180L141 179L142 181L143 180H148V182H149V179H152L153 177V175L152 176H150V178H144V176H145V173L147 172V170H149V169H151L150 171L152 172V173H154L155 175H154V177L156 178H153L152 180H157V179H159V180H162V179H164L165 181L168 179H170V180H182V178L180 177V175L179 176H177V177H175V176H172V177H166V179L164 178V175H163V170L164 171H166L167 169H168V171H169V168H168V166H169V162H170V160H168L167 161V156H168V152H170V155H171V153L172 154H176V152L175 153H173V151H170L169 149L171 148H174V151H177V150H175V145L174 144H172V145H174V146H168V148H166L164 151H165V153L163 152V153H158L156 150H154L153 149V147H151V145H149ZM152 145H153V143H152ZM167 145V144H166ZM208 145V146H207ZM242 145V144H241ZM129 146V147H128ZM162 146V145H161ZM128 147V148H127ZM230 148H231V146H229ZM233 147V146H232ZM134 150H132V149ZM222 148V149H221ZM228 148V147H227ZM229 148V149H230ZM240 148V147H239ZM238 148V149H239ZM245 148H247L246 149V151H248V152H253L252 150H251V148H249V147H245ZM127 149V150H126ZM136 149V150H135ZM145 149V148H144ZM144 149H142V152H143V150ZM232 150H233V148H231ZM234 149H236L235 148V146H234ZM237 149V150H238ZM173 150V149H172ZM190 150H191V148H190ZM38 151V150H37ZM147 151H149L148 153H147ZM167 151V152H166ZM188 151H189V149H188ZM239 152L241 151V150H238ZM140 152H141V150H140ZM141 152V153H142ZM233 152H234V150H233ZM246 153V154H249V153ZM119 153V152H118ZM140 153V154H141ZM190 153H192L191 151H190ZM189 153V154H190ZM232 153V152H231ZM235 153V152H234ZM127 154V153H126ZM128 155H130V154H128ZM145 155H143V156H145ZM199 155V154H198ZM198 155H196V156H198ZM200 155H201V153H200ZM203 155V154H202ZM219 155V154H218ZM220 155L218 156V157H215V159L217 158L218 160H219V157H220ZM245 155V154H244ZM252 155V154H251ZM250 155V156H251ZM254 155V154H253ZM252 155V156H253ZM132 157H133V155H131ZM130 156V157H131ZM136 156V155H135ZM177 156V154L175 155V157L172 159L171 158V162H173L172 163V165L174 164V166H176V163H174V162H180V161H173L174 159L175 160H177V159H179V158H177L176 157ZM180 156V155H179ZM208 156V155H207ZM217 156V155H216ZM227 156V155H226ZM225 156V157H226ZM248 156V155H247ZM146 157V156H145ZM148 157V156H147ZM172 157H173V155H172ZM235 157H236V155H235ZM244 157H246V156H244ZM249 157V156H248ZM256 157V156H255ZM84 158V157H83ZM224 157L222 156V158L221 159H223ZM240 158H242V157H240ZM240 158H237L239 161L241 160ZM84 159H86V158H84ZM134 159V158H133ZM141 159H143V158H141ZM140 159V160H141ZM145 159V158H144ZM151 159V158H150ZM156 159V161H157V163L154 161ZM221 159H220V161H221ZM245 159V158H244ZM87 160V159H86ZM139 160V161H140ZM148 160V159H147ZM160 160H164V164L166 163V161L168 162V164H167V166H166V168L167 169H164V164H162L161 162H159V164H161L162 165V167H160L159 166V164H158V161H160ZM211 160V159H210ZM225 160H226V158H225ZM232 160V159H231ZM243 160V159H242ZM242 160H241V162L240 163H243V162H245V163H247V161L246 160H243V162H242ZM134 161H135V159H134ZM149 161V160H148ZM219 161V162H220ZM253 161V160H252ZM78 162H80V161H78ZM82 162H84V161H82ZM145 162V161H144ZM170 162V163H171ZM225 162V161H224ZM224 162L222 163L223 165H224ZM147 163V162H146ZM210 163H211V161H210ZM226 163H228V162H226ZM225 163V164H226ZM237 163V165L239 164V162H236ZM249 163H251V160H250V162H248V164ZM254 164H255V162H253ZM185 164V163H184ZM212 164V163H211ZM233 164V163H232ZM234 164H235V159H234ZM144 165V164H143ZM152 165V166H151ZM153 165H155V166H153ZM158 165V166H157ZM186 166H188L189 164H187V162H186V164H185ZM217 165V164H216ZM223 165H222V168H221V165H220V169H224V167H227L226 165H224V167H223ZM240 165V164H239ZM239 165H238V167H239ZM251 165H253V164H251ZM136 166V165H135ZM150 166H151V168H150ZM219 166V165H218ZM217 166V167H218ZM246 167V166H245ZM252 167V166H251ZM147 168H149V169H147ZM152 168H153V170H152ZM154 168L155 169H157V171H155L154 170ZM160 168L162 169V170H160ZM236 168V167H235ZM240 168H244V167H239V169L238 170H240ZM159 169V170H158ZM173 169V168H172ZM246 169V168H245ZM127 170V169H126ZM132 170V169H131ZM130 170V171H131ZM138 171V170H137ZM134 173H136V170L135 171H133ZM133 172H131V173H133ZM149 172V171H148ZM148 172H147V174H148ZM156 172H158V175H157V173ZM170 172V171H169ZM129 173V172H128ZM150 173V172H149ZM164 173H166V172H164ZM241 173V172H240ZM142 174V175H141ZM151 174V173H150ZM149 174V175H150ZM167 174V173H166ZM165 174V175H166ZM169 174V173H168ZM188 174H189V176H188ZM187 175H185V177L186 176H188V177H190V173H188ZM250 174V173H249ZM247 175L249 178H250V175ZM252 174V173H251ZM149 175H146L147 177H149ZM156 175H157V177H156ZM162 175V176H161ZM195 175V174H194ZM194 175H192V176H194ZM244 175V174H243ZM139 176H141V177H139ZM158 176H160L159 178H158ZM191 176V177H192ZM130 178H131V176H129ZM152 177V178H151ZM178 177L180 178V179H178ZM184 177V176H183ZM184 177V178H185ZM190 177V179L189 178H186V180H192V178ZM195 177V176H194ZM193 177V178H194ZM197 177V176H196ZM199 177V178H198ZM197 177V179H195L194 178V180H202V178L200 179V176H198ZM210 176H208V178H207V180H210L211 179V177L209 178ZM136 178V177H135ZM162 178V179H161ZM171 178H173V179H171ZM251 179V178H250ZM124 180V179H123ZM158 180V181H159ZM163 180V181H164ZM167 180V181H168ZM203 180H206V178H203ZM245 180H247V179H245ZM252 180V179H251ZM256 180V179H255ZM249 182H247L248 183V187L250 188L251 187V183L253 182V181H251V183H250V180H248ZM155 182V181H154ZM174 182V181H173ZM173 182H172V185L171 186H173V188H174V185H173ZM198 182V181H197ZM196 182V183H197ZM245 182V181H244ZM256 182V181H255ZM255 182H253V184H255ZM143 183H145V182H143ZM162 183V182H161ZM159 184L158 183V185H159V189L158 190H156V191H158V193L159 194H156L155 195V193H154V195L155 196H153L152 198V202H154L153 203V209H150L149 207H148V205L146 206V207H148L150 210L148 211L149 212V215H150V217H152V218H150V217H147V218H150V220L152 219L154 222H160V223H162L161 225L162 226H164V228L165 229H167L165 226H168V224L164 221L165 220V218H166V221H168L169 219H168V217H171V216H167V215H165V214H167V213H169L168 211H169V209H168V211L167 210H164V209H167V208H163V206L162 207H159V204L157 205V203L159 202V200H161V197L159 196L160 195V191L159 190H161V188H162V191H163V185L162 184ZM194 183V182H193ZM155 184V183H154ZM164 184V183H163ZM190 184V183H189ZM200 184H201V182H200ZM156 185V184H155ZM161 185V186H160ZM203 186H204V184H202ZM168 186V185H167ZM193 186H195V185H193ZM199 186V185H198ZM156 187H157V185H156ZM191 187V186H190ZM253 187V186H252ZM169 188V187H168ZM172 188V187H171ZM196 188H198V187H196ZM166 189H167V187H166ZM179 189V188H178ZM208 188H206V190H207ZM251 189V188H250ZM249 189V190H250ZM256 189V188H255ZM202 190H205V189H202ZM202 190H200L199 192H202ZM205 190V192H203V193H201V195L198 197L197 195H195V197L197 198V199H195V197H193L192 195H194V194H192V193H194V192H191V191H194L193 189L192 190H190V192H188L189 194L191 193V196L193 197H191L190 195L188 196V195H186V196H184V197H178L179 198V201L181 200V198H182V201L183 202H186L185 203V206H183V202H182V205L181 204H179V207H178V209L179 210H181L180 212H182L183 210H185V211H187V215H189L190 213H191V215L193 214V217L195 216L196 218H195V220L194 219H191L193 222V224L191 223H188V226L187 227H189V225H191L190 226V229L188 228H184V229H182V230H184L185 231V229H187L186 230V232L185 233H187V234H185L183 237L185 238L184 240L182 239L181 240V238H180V234L182 235V234H184V231H182L181 229H179V230H181V231H179V239L180 240H175V239H177V237L174 239V237H172L171 236V238H170V236L169 237H166V238H170L171 239V242L170 241H168L169 242V247H167L168 246V243H166L167 242V240L168 239H166V241H165V244H167V245H165V247L166 248H168L169 250L172 248H174V250L177 252V250L179 249V247H183V245L182 244H186V243H190L191 244V246L194 248V246H195V251H197V252H200V256H199V253H197V252H195V251H193V250H191L192 249V247L191 246H189V243L188 244H186L184 247H185V249H186V247L189 249V250H186L185 252H186V255L184 256L185 257V263L186 264H206V261H207V263L208 264H210L208 261H210L211 262V264L213 263H216V264H219V260H220V262L222 261L221 259H224L223 260V264H224V261L226 262V264H227V261H228V259H227V261H226V258H225V256H224V258H223V254H225V252L221 255V252L218 254V250L215 248L213 251H211V249L209 250L208 249V247H207V245H206V243H205V239L206 238H208V237H211V235H212V237L211 238H213V236H214V238L213 239H211V240H213V241H215L217 238H219L218 236H220V238L219 239H217V240H219V242H224L225 244H226V241H225V239H224V241H223V239L222 238H224V236H225V238L227 237V238H229V236H231L229 239H226V240H230L231 239V241L230 242H232V243H227L228 245V250H231L229 253V255L227 256V257H229L231 260H233V261H235L237 264H264V212H262V211H257L256 213L254 212V214H251L250 215V217H248V218H246L245 216H243L244 215V213H243V211H246V210H248L247 208H246V210H244L243 209V211H239V212H241L242 213V215H241V218L239 217V218H237V217H234L235 216V214H233V213H231V214H233L232 216L234 217H232L229 213H228V217L226 218V219H221V216H222V214L224 215V213H222V214H220L221 213V211L219 210V209H217V207L218 206H220L219 204H222L223 203V198L224 197H222V196H224V195H221V196H217V197H219V199L221 200H219L218 198L216 199L218 202H221V203H219L218 204V202L216 201L215 202V199L211 202V203H208V202H210L209 200L210 199H212V198H215V197H213L214 195H207V194H209L208 193V191H206ZM209 190V189H208ZM180 191H181V189H180ZM189 191V190H188ZM186 192V191H185ZM199 192H198V194H199ZM161 193H163V192H161ZM184 193V192H183ZM182 193V194H183ZM197 193V191L195 192V194ZM212 193V192H211ZM249 193V192H248ZM147 194V193H146ZM179 194V193H178ZM205 194V195H204ZM251 194V193H250ZM135 194L133 193V196H134ZM148 195V194H147ZM165 195V194H164ZM168 196H169V194H167ZM181 195V194H180ZM132 196V195H131ZM149 196V195H148ZM158 196V197H157ZM168 196H166V197H168ZM171 196H173V195H171ZM177 196V195H176ZM188 196V197H187ZM212 196V197H211ZM260 196H262L261 194H260ZM260 196L259 197H255V200L254 201H256V200H260V202H261V198H260ZM147 197V196H146ZM150 197H151V195H150ZM156 197L157 198H159V199H156ZM163 198L165 197V196H162ZM174 197V196H173ZM222 197V198H221ZM251 197V196H250ZM148 198V197H147ZM163 198H162V200H163ZM175 198V197H174ZM177 198V199H178ZM184 198V199H183ZM262 198H263V196H262ZM136 199V198H135ZM134 199V200H135ZM156 199V200H155ZM169 199V198H168ZM167 199V200H168ZM176 199V198H175ZM241 199V198H240ZM254 199V198H253ZM153 200H155V201H153ZM161 200V201H162ZM228 200V199H227ZM226 200V197H225V201H227ZM136 201V200H135ZM158 201V202H157ZM178 201V202H179ZM195 201V202H194ZM224 201V202H225ZM229 201V200H228ZM231 201V200H230ZM229 201V202H230ZM254 201H252V202H254ZM149 202V201H148ZM165 202H168V201H165ZM170 202H172V201H170ZM173 202H175V201H173ZM215 202V203H214ZM232 202V201H231ZM163 203V202H162ZM214 204V207L217 209H214L213 208V206H210V205H213ZM217 203V204H216ZM233 203V202H232ZM249 203H250V201H249ZM256 203H258V202H256ZM264 203V202H263ZM149 204V203H148ZM151 204L152 203H150V207H152L151 206ZM154 204H156V205H154ZM169 204V203H168ZM173 203H171L170 204V206L172 205ZM175 204V203H174ZM173 204V205H174ZM176 204H178V203H176ZM206 204H209V205H207L206 206ZM234 204V203H233ZM261 204H262V202H261ZM260 204V205H261ZM161 205V204H160ZM163 205V204H162ZM190 205V206H189ZM216 205V206H215ZM223 205H224V203H223ZM223 205H221V207L223 208ZM228 205V204H227ZM260 205H259V207H260ZM145 206V205H144ZM143 206V207H144ZM154 206H158V209H159V213H157L158 211H156V210H158V209H155L156 207H154ZM165 206H166V204H165ZM182 206V207H181ZM210 206V209L211 210H213L214 212H215V214L214 213H212V211H210V209H208V207ZM252 206H254L255 208H257L255 205H252ZM258 206V205H257ZM166 207H168V206H166ZM174 207H176V206H174ZM180 207H181V209H180ZM213 209H212V208ZM187 208V209H186ZM220 208V207H219ZM234 208H236V207H234ZM241 208V207H240ZM85 209V208H84ZM146 208L144 207L143 208V211L145 210ZM171 209H173V208H171ZM176 209V208H175ZM175 209H173V210H175ZM177 209V210H178ZM189 209V210H188ZM209 211H208V210ZM224 209V208H223ZM231 209V208H230ZM250 210H252L251 208H249ZM86 210H88V212H90L91 210L90 209H87L86 208ZM164 211V212H161L160 213V211ZM178 210V211H179ZM235 210V209H234ZM249 210V211H250ZM264 210V209H263ZM147 211H146V213H147ZM151 211V212H150ZM153 211V212H152ZM155 211V212H154ZM176 211V210H175ZM206 211H208V213H206ZM217 211L219 212L218 214H217ZM166 212V213H165ZM211 212V213H210ZM223 212V211H222ZM224 212H226V208H225V211ZM229 212V211H228ZM239 212H238V214H239ZM251 213L253 212V211H250ZM152 213H154V214H152ZM179 213V212H178ZM206 215H205V214ZM247 213V212H246ZM160 214V215H159ZM173 214H175V213H173ZM181 214H183V212L182 213H180V215ZM210 214V215H209ZM226 214V213H225ZM237 213H236V216H239ZM157 217H156V216ZM159 215V216H158ZM212 215H214V216H212ZM220 216V218H219V216ZM146 216H148V214H146ZM155 216V217H154ZM163 216V217H162ZM175 216H176V214H175ZM225 216V215H224ZM231 216V217H230ZM246 216H248V214H246ZM163 219H162V218ZM174 217V216H173ZM187 217H189V216H187ZM187 217H186V219H187ZM192 217V218H193ZM243 217V218H242ZM101 219L103 218V217H100ZM100 218H98V219H100ZM177 218H179L178 216H177ZM176 218V219H177ZM198 218V219H197ZM223 218V217H222ZM229 218V219H228ZM237 218V219H236ZM101 219H100V221H101ZM104 219V218H103ZM156 219H157V221H156ZM160 219V220H159ZM179 219H181V218H179ZM179 219H177V220H179ZM189 219V221H190V217L188 218ZM182 220H185V219H182ZM98 221V220H97ZM170 221H172V220H170ZM173 221H176L175 219L173 220ZM180 221V220H179ZM99 222V221H98ZM103 222H104V220H103ZM102 222V224H105V222L103 223ZM151 222V221H150ZM181 222V221H180ZM184 222V221H183ZM160 223L158 224V225H160ZM163 223H165V224H163ZM176 223V222H175ZM197 223V224H196ZM157 224V223H156ZM167 224V225H166ZM173 224V223H172ZM182 224V223H181ZM106 225H108L107 224V222H106V224H105V226ZM109 225H110V223H109ZM108 225V226H109ZM148 225V224H147ZM150 225V224H149ZM154 225H155V223H154ZM160 225V226H161ZM196 225V226H195ZM97 226H98V223H97ZM122 226V225H121ZM125 226V225H124ZM169 226H171V225H169ZM149 227V226H148ZM151 227V226H150ZM150 227H149V229H150ZM158 226H156V228H157ZM183 227V226H182ZM191 227H193L192 229H191ZM98 228H99V226H98ZM103 228V227H102ZM123 228V227H122ZM152 228V227H151ZM160 227H158V229H159ZM169 228V227H168ZM97 229V228H96ZM98 230V229H97ZM160 230H163V229H160ZM188 230H190V232L188 231ZM99 231H100V228H99ZM101 231H102V229H101ZM152 231H154V230H152ZM156 231H157V229H156ZM188 231V232H187ZM51 232V231H50ZM95 232H96V230H95ZM104 232V231H103ZM48 233V232H47ZM155 233V232H154ZM162 233V232H161ZM191 233H192V235H191ZM193 233H194V235H193ZM230 233H233V234H230ZM98 234V233H97ZM101 234H103V233H101ZM101 234H100V236H99V234H98V236L99 237H102L101 236ZM134 235V237H135V233H133ZM160 233H158V235H159ZM46 235V234H45ZM154 235H156V234H154ZM188 235L190 236V238L188 237ZM229 235V236H228ZM235 235V236H234ZM237 235V236H236ZM122 236H124V235H122ZM161 236V235H160ZM187 236V237H186ZM254 236V237H253ZM106 237V236H105ZM110 237V236H109ZM195 237V238H194ZM216 237V238H215ZM222 237V238H221ZM237 237V238H236ZM48 238L49 237H47V240H44V241H46V242H48ZM129 238L131 239V240H133L132 239V236H129ZM128 238V239H129ZM173 238V239H172ZM233 238H236V239H234V241L232 240ZM46 239V238H45ZM101 239H103V237L101 238ZM111 239H114V238H111ZM127 239V240H128ZM129 239V240H130ZM164 239V240H165ZM190 239H192V240H190ZM194 239H196V240H194ZM221 239H222V241H221ZM246 239V240H245ZM104 240V239H103ZM121 240H122V237H121ZM130 240V241H131ZM190 240V241H189ZM235 240H237L236 242H235ZM49 241H50V239H49ZM153 241V240H152ZM173 241V242H172ZM181 241V242H180ZM184 243H183V242ZM187 241V242H186ZM194 241V242H193ZM212 241V242H213ZM246 241V242H245ZM252 241V242H251ZM46 242H45V244H46ZM114 242H115V240H114ZM128 242V241H127ZM126 242V243H127ZM154 242V241H153ZM156 242V241H155ZM159 242V241H158ZM179 242L181 243V244H179ZM191 242H193V243H191ZM250 242H251V244H250ZM49 244H50V242H48ZM47 243V244H48ZM116 243V242H115ZM125 243V242H124ZM131 243V242H130ZM174 243V244H173ZM215 243V242H214ZM247 243V244H246ZM248 243L250 244V245H248ZM46 244V245H47ZM48 244V245H49ZM176 244H179V245H182V246H179V247H177V246H175L174 247V245H176ZM195 244V245H194ZM223 244V243H222ZM244 244H246V246L244 247ZM50 245H52V241H51V244ZM248 245V246H247ZM125 247H126V245H124ZM129 246V245H128ZM157 246V245H156ZM225 247H226V245H224ZM210 247V246H209ZM142 248V247H141ZM140 248V249H141ZM148 248V247H147ZM147 248H145V249H147ZM227 248V247H226ZM229 248H231V249H229ZM143 249V248H142ZM141 249V254H143L144 255V252L146 251L145 249H143L142 250ZM170 250V251H172V252H174V250ZM182 249V248H181ZM125 250H129V249H125ZM145 250V251H144ZM224 250H226V249H224ZM123 252H124V250H122ZM129 251H131V249L129 250ZM128 251V252H129ZM163 251V250H162ZM162 251H159V249L157 248V252H159V254H160V256H157V262L158 263H160V264H164V262H165V264H168V262L166 261L167 259H164V258H167V257H163L164 255H163V252ZM179 251V250H178ZM183 251H184V249H183ZM182 251V252H183ZM187 251H189V252H187ZM192 251H193V253H192ZM210 251H211V253H210ZM213 252V253H212ZM214 252H216V256L217 257H219V258H217V257H215V254H214ZM180 253V252H179ZM189 253V254H188ZM196 253L198 254L197 256H199V257H196ZM126 254V253H125ZM128 254H130V253H128ZM176 254V253H175ZM188 254V255H187ZM118 255V254H117ZM120 255V254H119ZM139 255V254H138ZM145 255H147V256H145L144 257V259L142 258V255L140 256L141 257V260H139L141 263H142V260H143V263L144 264H150V260H149V258L147 259L146 257H149L148 256V253H146L145 252ZM155 255V254H154ZM161 255H162V257H161ZM177 255H179V258H180V256H181V254H177ZM183 255V254H182ZM192 255L194 256V257H196V258H194V257H192ZM219 255V256H218ZM115 257H116V255H114ZM113 256V259L115 258ZM125 256V255H124ZM123 256V257H124ZM129 256H131V255H128L125 259H123L122 261L123 262H125L126 264H129V263H127V261L130 259V258H132V257H129ZM151 256H152V254H151ZM129 257V258H128ZM155 257V256H154ZM160 257V258H159ZM175 257V256H174ZM183 257V258H184ZM188 257H190L191 259H189ZM212 257V258H211ZM221 257V258H220ZM118 258V257H117ZM128 258V260H126ZM136 257H133L132 258V260H131V264H137V258L135 259ZM163 258V259H162ZM194 258V259H193ZM217 258V259H216ZM135 259V260H134ZM161 259V260H160ZM169 259V258H168ZM173 259V258H172ZM215 260V261H213V260ZM117 261L119 260V259H116ZM115 260V261H116ZM146 262H145V261ZM176 260V259H175ZM182 261H183V259H181ZM190 260V261H189ZM199 260V261H198ZM203 260L204 261V263H203V261L201 262V261ZM212 260V261H211ZM217 260V261H216ZM112 261H114V260H112ZM120 261V260H119ZM133 261V262H132ZM134 261L136 262V263H134ZM138 261V263H140ZM156 261H154V263L156 262ZM162 261V262H161ZM170 261V260H169ZM193 261H195V262H193ZM121 262V261H120ZM129 262V261H128ZM189 262V263H188ZM193 262V263H192ZM234 262V263H235ZM110 263V262H109ZM113 263V262H112ZM114 263H116V262H114ZM119 263V262H118ZM184 263V262H183ZM182 263V264H183ZM222 263H220V264H222ZM83 264V263H82ZM123 264V263H122ZM152 264V263H151ZM157 264V263H156ZM230 264V263H229Z\"/></svg>",
  "mask_w": 264,
  "mask_h": 264
}]
</instances>
